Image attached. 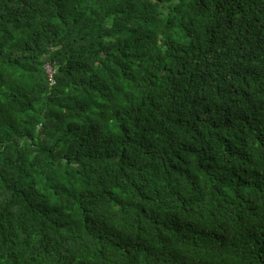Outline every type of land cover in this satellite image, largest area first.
<instances>
[{"label": "trees", "instance_id": "1", "mask_svg": "<svg viewBox=\"0 0 264 264\" xmlns=\"http://www.w3.org/2000/svg\"><path fill=\"white\" fill-rule=\"evenodd\" d=\"M0 264H264V0H0Z\"/></svg>", "mask_w": 264, "mask_h": 264}, {"label": "built area", "instance_id": "2", "mask_svg": "<svg viewBox=\"0 0 264 264\" xmlns=\"http://www.w3.org/2000/svg\"><path fill=\"white\" fill-rule=\"evenodd\" d=\"M54 70H52V72H51V76H52V81H53V83L55 82V78H54Z\"/></svg>", "mask_w": 264, "mask_h": 264}, {"label": "rangeland", "instance_id": "3", "mask_svg": "<svg viewBox=\"0 0 264 264\" xmlns=\"http://www.w3.org/2000/svg\"><path fill=\"white\" fill-rule=\"evenodd\" d=\"M52 70H54V68H53L51 65H49V66H48V71L51 73Z\"/></svg>", "mask_w": 264, "mask_h": 264}]
</instances>
